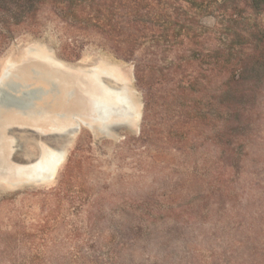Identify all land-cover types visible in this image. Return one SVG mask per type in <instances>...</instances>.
Here are the masks:
<instances>
[{"label": "rangeland", "instance_id": "obj_1", "mask_svg": "<svg viewBox=\"0 0 264 264\" xmlns=\"http://www.w3.org/2000/svg\"><path fill=\"white\" fill-rule=\"evenodd\" d=\"M60 36L53 22L19 33L0 51V74L37 46L72 67L115 65L124 79L112 84L139 118L111 134L82 126L49 183L0 181V264H264V81L241 131L214 110L213 89L191 109L158 97L146 110L131 62L96 43L71 51Z\"/></svg>", "mask_w": 264, "mask_h": 264}, {"label": "trees", "instance_id": "obj_2", "mask_svg": "<svg viewBox=\"0 0 264 264\" xmlns=\"http://www.w3.org/2000/svg\"><path fill=\"white\" fill-rule=\"evenodd\" d=\"M49 22L71 51L96 43L131 62L146 110L158 97L191 109L213 89L214 110L248 128L264 81V0H0V51Z\"/></svg>", "mask_w": 264, "mask_h": 264}, {"label": "bare ground", "instance_id": "obj_3", "mask_svg": "<svg viewBox=\"0 0 264 264\" xmlns=\"http://www.w3.org/2000/svg\"><path fill=\"white\" fill-rule=\"evenodd\" d=\"M31 58L50 66L49 71H35L49 84L39 86L36 101L48 107L33 106L27 96H33L34 91L21 94L14 83L4 84L12 72ZM66 76L81 79L74 85L81 95L80 104L70 112L64 110V105L74 90L61 80ZM113 79H124L115 65L99 64L91 69L72 67L39 46L26 50L20 61L8 60L0 74V181L8 185L49 183L66 158L68 140L82 126L94 129L100 125L104 133L111 134L134 124L139 118L137 107L125 86L112 84ZM6 97L18 103H7ZM3 109L24 115L25 124L17 127L5 123ZM19 133L27 134L25 139L31 140L37 149L35 155L23 144L24 138L19 139Z\"/></svg>", "mask_w": 264, "mask_h": 264}, {"label": "flooded vegetation", "instance_id": "obj_4", "mask_svg": "<svg viewBox=\"0 0 264 264\" xmlns=\"http://www.w3.org/2000/svg\"><path fill=\"white\" fill-rule=\"evenodd\" d=\"M31 61V60H30ZM30 61H27L25 63L24 66H22L19 69H16L14 72L11 73L10 77L8 78V80H6L4 82L8 83V82H15L17 83V86H19L18 90H20L21 94H24L25 92H30V91H34V95L33 96H27L29 99L32 100L33 102V106L39 108V107H48V105H43L40 104L38 101H36L37 96H38V91H39V86L40 85H45L46 87L49 86L48 82L46 79L37 76V74H35L36 70H42V71H49L50 70V66H48L47 64L43 63L44 67H37V69H31L29 68V64ZM62 81H65L68 86L74 90V94L69 98L67 104L64 105V110H67L68 112H70V109H77V107L80 104V93L78 91V88L74 87V85L78 82V80H81L75 76H66V77H61ZM29 81H32L31 83H29ZM36 84H40L38 86H36L35 88H30L33 85ZM27 86V87H26ZM53 107V106H52ZM62 106H60L61 108ZM3 119H5V123L9 122L13 125H16L17 127L22 126L23 124H25V116L18 113L17 111H6L3 109ZM4 123V124H5ZM32 126V125H31ZM32 128H34L32 126ZM19 139H25L27 138V134L25 133H19ZM10 136V135H9Z\"/></svg>", "mask_w": 264, "mask_h": 264}, {"label": "water", "instance_id": "obj_5", "mask_svg": "<svg viewBox=\"0 0 264 264\" xmlns=\"http://www.w3.org/2000/svg\"><path fill=\"white\" fill-rule=\"evenodd\" d=\"M124 128L129 129V130H132V125H129V126L124 127Z\"/></svg>", "mask_w": 264, "mask_h": 264}]
</instances>
